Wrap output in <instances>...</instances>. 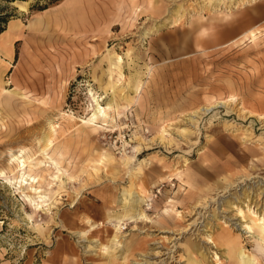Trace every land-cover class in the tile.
I'll return each instance as SVG.
<instances>
[{
	"label": "rangeland",
	"instance_id": "rangeland-1",
	"mask_svg": "<svg viewBox=\"0 0 264 264\" xmlns=\"http://www.w3.org/2000/svg\"><path fill=\"white\" fill-rule=\"evenodd\" d=\"M35 2L0 34V264H240L230 239L264 264V0H120L59 34Z\"/></svg>",
	"mask_w": 264,
	"mask_h": 264
},
{
	"label": "crops",
	"instance_id": "crops-1",
	"mask_svg": "<svg viewBox=\"0 0 264 264\" xmlns=\"http://www.w3.org/2000/svg\"><path fill=\"white\" fill-rule=\"evenodd\" d=\"M118 7H120V0H62L54 6L39 11L32 21L36 19L44 20L43 11L48 12L51 10L55 12V17L45 20L48 25L46 31L43 32L45 34L53 32L59 34L60 30L67 29L70 25H87V27H83L88 31L104 30L103 26L110 20L112 9ZM135 9L141 10L139 7ZM43 25L44 22L36 28H32L31 31L40 30ZM51 264H53L52 261Z\"/></svg>",
	"mask_w": 264,
	"mask_h": 264
},
{
	"label": "bare ground",
	"instance_id": "bare-ground-1",
	"mask_svg": "<svg viewBox=\"0 0 264 264\" xmlns=\"http://www.w3.org/2000/svg\"><path fill=\"white\" fill-rule=\"evenodd\" d=\"M26 7H27V2L26 1H23V2H21L20 3V8L22 9V10H26ZM51 13V12H50ZM52 14V13H51ZM41 15V14H40ZM54 17V16H53ZM42 22H44V20L43 19H40V20H35L34 22H31V27H30V30H32V28H36L37 26H39V25H41L42 24ZM53 24V23H52ZM51 24V25H52ZM198 26H200V25H196V26H194V28H197ZM150 32L147 30V31H145L144 32V34H145V36L147 37L148 36V34H149ZM247 34H251V35H255V32H254V30L253 29H251L250 31H248V32H245L242 36H241V38L242 37H244V36H246ZM117 56V58H119V60H121L122 59V56H120V55H116ZM113 62V61H112ZM114 63H115V60H114ZM118 63V62H117ZM8 85V84H7ZM4 89V91L5 92H7L8 90L6 89V88H3ZM103 98V97H102ZM101 101H99L98 99H96V106H95V110L93 111V113H92V116L89 118V122L91 121V122H93V121H96L97 119H99V118H102V120L103 121H107V117H108V110H109V108L110 107H112L111 106V104H107V106H103V105H101V103H100ZM113 103V102H112ZM206 110H209L210 108H205ZM196 112V111H195ZM110 113V112H109ZM1 120V119H0ZM165 137H167V135H166V133L165 132H163L162 134H161V138H165ZM49 140V143H51L52 142V138H49L48 139ZM165 140V139H164ZM171 140V139H170ZM20 154V153H19ZM17 155V154H16ZM13 156V155H12ZM13 157H15L14 159H16V160H18V167H25L26 165H27V162H26V157L23 155V154H21L20 155V157L19 156H13ZM29 157V156H28ZM130 158L129 157H127V161L129 160ZM20 167V168H21ZM17 168V167H16ZM29 173V172H28ZM6 174V173H5ZM20 175V174H19ZM57 179V178H56ZM137 187V186H136ZM139 191L141 192H139L140 194H142V195H144V192H145V190L143 189V188H139ZM132 186H131V188H130V190H128V191H126L125 192V196H124V199L126 200V201H128V199H129V197H130V199L132 198ZM133 196H134V194H133ZM135 197V196H134ZM130 201V200H129ZM129 203H131V202H129ZM42 208V207H41ZM128 217V218H133L134 217V215H132V212L131 213H126V214H122V216H121V218H117L116 217V219H117V223L115 224V228H116V230H115V234L114 235H109L110 237H107L106 238V241H114V242H116V243H118L121 239H120V237H121V234H120V224L122 223V221H123V219L125 218V217ZM145 217H146V215H145ZM260 219H261V222L264 224V215L263 216H260ZM98 224V223H97ZM96 224V225H97ZM92 226V225H91ZM248 226V228H249V230H252L251 229V227L249 226V225H247ZM89 229V228H88ZM248 232V231H247ZM250 232V231H249ZM251 232H253V231H251ZM250 232V233H251ZM83 234H85L86 232L84 231V232H82ZM99 241V240H98ZM97 241V242H98ZM261 241H263L264 242V238H262V240ZM108 242V243H109ZM113 244V243H112ZM227 249H228V254H229V256H230V258L231 259H234L235 261H237V262H239L240 264H247V263H245V261H244V259H243V257L246 255L245 254V252H243L242 251V245H240L239 244V242H236V240H233V239H230V240H227ZM122 244H120L119 243V246H121ZM264 245V244H263ZM105 248L107 247V245H105L104 246ZM110 247V246H109ZM216 258H217V256H216ZM246 259H248V258H246ZM249 264V263H248Z\"/></svg>",
	"mask_w": 264,
	"mask_h": 264
},
{
	"label": "trees",
	"instance_id": "trees-1",
	"mask_svg": "<svg viewBox=\"0 0 264 264\" xmlns=\"http://www.w3.org/2000/svg\"><path fill=\"white\" fill-rule=\"evenodd\" d=\"M3 2H0V34L5 29L6 23L9 21L10 17L13 15L11 12H9L8 9V3H11L13 1L17 0H0ZM22 1V0H18ZM42 0H36V2L32 5V8L43 10L48 8L50 4L57 3L61 0H44V3H40Z\"/></svg>",
	"mask_w": 264,
	"mask_h": 264
},
{
	"label": "water",
	"instance_id": "water-1",
	"mask_svg": "<svg viewBox=\"0 0 264 264\" xmlns=\"http://www.w3.org/2000/svg\"><path fill=\"white\" fill-rule=\"evenodd\" d=\"M22 1H27L28 5H29L30 0H22ZM22 1H18L17 0V1H13L11 3L16 4V6H19V3L22 2ZM19 8H20V6H19Z\"/></svg>",
	"mask_w": 264,
	"mask_h": 264
}]
</instances>
